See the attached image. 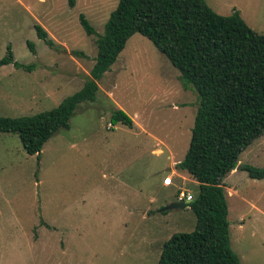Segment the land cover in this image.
Segmentation results:
<instances>
[{"label": "rangeland", "instance_id": "1", "mask_svg": "<svg viewBox=\"0 0 264 264\" xmlns=\"http://www.w3.org/2000/svg\"><path fill=\"white\" fill-rule=\"evenodd\" d=\"M206 2L223 16L238 11L264 33V0ZM117 3L76 0L69 8L66 0H0V60L10 46L14 60L30 67L0 66V114L35 115L80 90L97 48L79 15L102 34ZM179 75L137 33L98 81L95 101L80 103L39 157L25 152L17 134H0V264H158L166 240L193 231L189 209L161 211L179 192H198L188 173L171 172L187 151L198 105ZM118 109L132 128L111 123ZM244 165L264 169V135L223 179L231 249L242 264H264V179L250 178Z\"/></svg>", "mask_w": 264, "mask_h": 264}, {"label": "trees", "instance_id": "2", "mask_svg": "<svg viewBox=\"0 0 264 264\" xmlns=\"http://www.w3.org/2000/svg\"><path fill=\"white\" fill-rule=\"evenodd\" d=\"M66 2L69 8L76 4ZM79 23L87 36L96 35L97 48L82 88L35 115L0 114V134H17L25 152L39 157L44 144L68 128L77 106L95 101L98 81L127 41L137 33L144 36L179 71L183 87H193L198 100L187 151L176 164L198 183L197 194L186 204L196 217L195 227L166 240L158 264H242L230 246L223 179L237 169L241 153L264 135V33L252 30L238 11L216 13L206 0H118L102 34L83 14ZM35 30L46 45H54L40 25ZM27 45L34 52L33 44ZM7 51L0 66L30 68L14 60L10 46ZM110 120L133 126L120 109ZM241 170L252 179H264V169L244 165Z\"/></svg>", "mask_w": 264, "mask_h": 264}, {"label": "water", "instance_id": "3", "mask_svg": "<svg viewBox=\"0 0 264 264\" xmlns=\"http://www.w3.org/2000/svg\"><path fill=\"white\" fill-rule=\"evenodd\" d=\"M189 202H186L184 200H179V201H172L169 204H167L165 207L162 208L161 211H172L175 209H184L185 207L189 209V206L186 205Z\"/></svg>", "mask_w": 264, "mask_h": 264}, {"label": "built area", "instance_id": "4", "mask_svg": "<svg viewBox=\"0 0 264 264\" xmlns=\"http://www.w3.org/2000/svg\"><path fill=\"white\" fill-rule=\"evenodd\" d=\"M112 125L109 124L108 128H111ZM163 185L164 186H169L171 185V178L169 176H166L165 179L163 180ZM179 200H184L186 202H190L192 200V195L189 193H184V192H179L178 194V201Z\"/></svg>", "mask_w": 264, "mask_h": 264}, {"label": "crops", "instance_id": "5", "mask_svg": "<svg viewBox=\"0 0 264 264\" xmlns=\"http://www.w3.org/2000/svg\"><path fill=\"white\" fill-rule=\"evenodd\" d=\"M115 63H116V62H115ZM176 164H177V163H176ZM176 164H174V166L171 167V172H176V173H177V170H178V169H176ZM232 173H233V171H232ZM187 209H188V208H187ZM239 225H240V227H243V226H244V221H243V220H240Z\"/></svg>", "mask_w": 264, "mask_h": 264}]
</instances>
